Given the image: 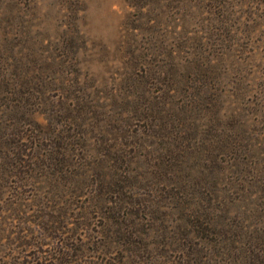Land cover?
<instances>
[{
    "label": "rangeland",
    "instance_id": "obj_1",
    "mask_svg": "<svg viewBox=\"0 0 264 264\" xmlns=\"http://www.w3.org/2000/svg\"><path fill=\"white\" fill-rule=\"evenodd\" d=\"M0 264H264V0H0Z\"/></svg>",
    "mask_w": 264,
    "mask_h": 264
}]
</instances>
